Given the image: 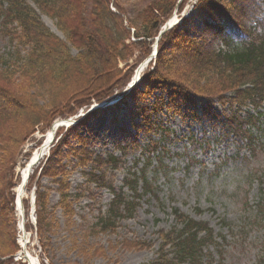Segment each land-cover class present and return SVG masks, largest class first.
<instances>
[{"label": "trees", "instance_id": "obj_1", "mask_svg": "<svg viewBox=\"0 0 264 264\" xmlns=\"http://www.w3.org/2000/svg\"><path fill=\"white\" fill-rule=\"evenodd\" d=\"M189 1H149L135 25L119 0H0V39H7L10 46L9 51L0 53V212L5 210L6 214L0 216V264H27L13 259L20 248L16 241L15 192L11 189L21 182L20 175L17 184L7 187V193L5 186L36 125H41L39 132L44 135L56 120L71 118L81 109L86 111L119 95L122 98L113 107L132 103L135 111L131 119L137 131L126 145H117L121 157L109 154L105 158L88 149L89 141L77 130L106 109L93 111L76 125L57 131L48 155L32 169L25 187L26 192L32 188L35 191V232L40 244L52 220L45 213L46 193L41 191L40 180L42 176L53 177L55 183L64 186L65 177L57 180V166L62 165L65 153L76 156L77 164L83 167L82 190L90 191L93 186L112 195L106 212L98 214L90 229L95 235L118 234L120 222L132 218L144 194L152 192L144 170L139 176L129 171L121 187L114 185V178L127 151L139 150L146 165L166 152L162 142L168 140L171 130L159 119L163 109L173 114L184 107V113L209 123L208 134L204 132L198 138L192 133L188 138L193 147L209 149L213 142L229 138L254 146L250 129L258 125L264 112V19L259 18L264 0H196L192 11L203 14V31L198 38L182 30L190 21V16L181 17ZM175 14L181 23L160 36L156 57L141 73L140 82L125 94L137 68L153 53L162 27ZM41 15L55 20L64 40L45 26ZM216 38L221 41L217 46ZM72 50L77 53L73 55ZM197 100L203 101L202 117L195 112ZM215 104L220 111L212 110ZM137 118L139 122L134 124ZM141 133L147 136L142 146ZM155 135L160 140H153ZM72 138L79 147L71 144ZM41 144L42 139L25 152L22 169ZM258 180L262 198L256 205L255 220L262 226L264 173ZM58 192V206L72 213L71 203L62 202L69 195ZM75 196L70 195L74 201ZM23 207L25 228L33 229L27 198ZM171 211L175 224L169 231L157 233V257L149 264H214L209 248L219 244L208 223L177 209ZM121 245L126 251L153 247L147 241L123 240ZM101 253L103 250L95 249L91 256Z\"/></svg>", "mask_w": 264, "mask_h": 264}, {"label": "rangeland", "instance_id": "obj_2", "mask_svg": "<svg viewBox=\"0 0 264 264\" xmlns=\"http://www.w3.org/2000/svg\"><path fill=\"white\" fill-rule=\"evenodd\" d=\"M119 1L129 21L136 25L141 10L152 0ZM192 1L195 4V0H190L189 4ZM193 4L182 12L181 17L190 16V21L182 30L190 32V37L198 38L203 31V14L201 16L197 10L192 11ZM259 18L264 19V11ZM177 19L180 24V17ZM41 21L52 33L62 40L65 39L58 31L55 20L41 15ZM220 43L216 38L215 46ZM9 47L7 39H0V53L9 51ZM72 53L75 55L77 51L72 50ZM175 54L177 56V53ZM171 56L172 54L166 55L168 59H173ZM129 62L131 63V60ZM120 67L121 63L118 65V68ZM166 97L167 94L164 95L165 99ZM153 100L152 98L151 102ZM202 102L197 100L195 106V112L200 117L203 116ZM212 110L221 109L215 104ZM134 111L132 103L120 105L119 108H108L88 120L77 133L89 141L87 148L95 155L104 158L109 154L121 157L117 145H126L130 136L137 132L131 119ZM184 111L186 110L183 107L180 113L171 114L163 109L159 115L163 125L171 130L168 140L162 142L166 150L164 154L151 158L148 165L139 150L127 151L125 157H122L123 166L115 171L114 185L121 187L124 178L130 174L129 171L137 172L139 176L144 170L145 179L153 189L152 192L144 194L133 217L120 222L118 234H90L98 214L106 212L112 195L91 185L90 191L82 190L81 187H84L85 183V178L81 175L83 167L77 164L76 156H68L65 153L61 160L62 165L57 166L60 167L57 169V180L61 182L65 177L64 186L62 183H55L53 177L42 176L40 180L41 191L46 193L45 215L49 220L52 219L51 228L44 234L43 245L40 244L34 227L29 230L25 228V248L28 254L39 264H149L157 257L160 242L157 233L160 230L169 231L174 226L175 219L171 210L177 209L196 221L207 222L213 230L219 244L209 248L213 251L214 264H264V224L258 225L255 220L256 205L262 198L258 177L264 173V112L258 125L250 129L253 147L245 142L242 144L235 138H229L226 141L213 142L209 149H201L189 145L188 138L192 133L198 138L204 132L208 134L210 125L205 119L199 122L190 112ZM138 122L137 118L134 124ZM40 129L41 125H36V133L23 146L13 168V177L9 185L5 186V193L8 191L7 187L9 189L11 184L18 183L19 175L21 178L23 155L40 139ZM146 139L145 134L139 135L141 146ZM152 139L158 141L160 136L155 135ZM71 144L80 146L76 138L71 139ZM252 148L254 151H251ZM141 186L140 182L139 187ZM17 188L15 185L11 191L16 192ZM58 190L69 195L62 202L67 205L71 203L73 214L68 210L66 213L58 206ZM126 191L124 189V192ZM30 192L31 190L25 191L23 196L28 198ZM76 194L74 201L70 195ZM14 213L16 224H19V218L16 212ZM1 215H6L5 210L0 212ZM18 232L17 229L16 241L20 248ZM219 236L224 238L223 242ZM123 240L147 241L151 242L153 247L126 251L121 245ZM95 249L103 250L104 254L91 256Z\"/></svg>", "mask_w": 264, "mask_h": 264}, {"label": "bare ground", "instance_id": "obj_3", "mask_svg": "<svg viewBox=\"0 0 264 264\" xmlns=\"http://www.w3.org/2000/svg\"><path fill=\"white\" fill-rule=\"evenodd\" d=\"M172 21V20H171ZM173 22H174V20H173ZM170 24H172V22L170 23ZM154 47H155V44H154ZM154 54V48H153V53H152V55ZM148 60H150V58H148L147 59V61ZM147 66V63H142L138 68H137V70H136V72H135V75H136V77H138L139 75H140V73L142 72V71H144V69H145V67ZM136 79V78H135ZM120 97L121 96H119V95H116L115 97H113V98H111L110 100H108V101H106V102H110V101H112L111 103L112 104H110V105H113L114 103L113 102H115L116 100H118V99H120ZM97 106H104V105H106L104 108H109L110 106H108V104L107 103H100V104H96ZM58 124V121L56 122V125ZM70 126V124H69V122H62L61 123V121L59 120V124L57 125V127H60V126ZM51 138H52V133L51 132H49L48 134H47V136H46V139H45V144L46 143H48L50 140H51ZM44 144V145H45ZM39 151V152H38ZM38 151H35L34 152V154H33V156H32V160H31V162L32 163H35L36 162V160L40 157V155L44 152V150H43V148H41L40 150H38ZM29 164L30 163H28L23 169H22V173H21V176H22V179H24V178H26V176H27V168H28V166H29ZM18 187V188H17ZM17 192H18V194H19V196H21L22 194H23V191H22V189H21V187L19 186V185H17ZM21 245H23V241H21ZM28 257H29V262H30V264H39L38 263V261L35 259V258H33L30 254L28 255Z\"/></svg>", "mask_w": 264, "mask_h": 264}, {"label": "water", "instance_id": "obj_4", "mask_svg": "<svg viewBox=\"0 0 264 264\" xmlns=\"http://www.w3.org/2000/svg\"><path fill=\"white\" fill-rule=\"evenodd\" d=\"M156 52H157V43L155 44V47H154V54H153L150 58L155 57ZM31 166H32V163H31V164L29 165V167H28L29 171H30V169H31ZM28 174H29V173H27V175H28ZM24 183H25V182L22 183V186L24 185ZM26 259L28 260V264H30L28 255H26Z\"/></svg>", "mask_w": 264, "mask_h": 264}, {"label": "built area", "instance_id": "obj_5", "mask_svg": "<svg viewBox=\"0 0 264 264\" xmlns=\"http://www.w3.org/2000/svg\"><path fill=\"white\" fill-rule=\"evenodd\" d=\"M20 240H24L25 241V235L23 234V236L21 237ZM26 242V241H25ZM22 259V256H21V253H18L15 257H14V260L15 261H18V260H21Z\"/></svg>", "mask_w": 264, "mask_h": 264}]
</instances>
